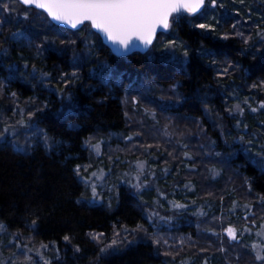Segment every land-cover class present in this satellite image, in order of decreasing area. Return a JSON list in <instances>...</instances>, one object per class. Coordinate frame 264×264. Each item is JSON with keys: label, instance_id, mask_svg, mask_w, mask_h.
I'll use <instances>...</instances> for the list:
<instances>
[{"label": "trees", "instance_id": "1", "mask_svg": "<svg viewBox=\"0 0 264 264\" xmlns=\"http://www.w3.org/2000/svg\"><path fill=\"white\" fill-rule=\"evenodd\" d=\"M8 2L18 11L14 19L0 7V45L8 50L7 56H0L4 84L0 114L11 124L8 117L24 108V119L34 113L31 122L48 137V146L22 138L27 142L24 149L0 142V223L8 234L19 232L20 241L35 249L50 245L45 253L52 264H260L251 244L231 241L223 232L228 226L264 232V108L259 107L264 102V40L256 35L264 32V0H217L215 8L207 0L200 14L170 19L167 33L159 34L145 54L127 58L112 55L90 25L57 35L44 13L17 0H0ZM201 23L215 31L195 26ZM17 31L27 39L13 40L11 33ZM237 31L249 38V44L235 35ZM225 34L226 40L221 38ZM86 38L96 44L90 55L81 42ZM69 39L77 40L74 48L58 51L61 41ZM170 40L188 48L186 62H181L182 47L176 52L179 61L165 50ZM36 45H41L39 51ZM74 52L81 57L77 63ZM103 64L107 67L101 70ZM10 65L18 70L10 71ZM229 66V74L217 75ZM74 71L78 78L62 98L61 75ZM41 72L48 76L41 78ZM237 104L242 115L230 111ZM145 112L155 114L158 123L146 118ZM89 138L93 144L102 141L100 156L107 168L113 165V179H119L124 160L137 164L158 157L152 172L156 185L167 192L171 209H180L173 204L191 208L187 201L193 198L197 206L237 209L238 217L214 212L210 215L214 223L187 215L186 222L193 220L190 224L154 233L158 229L145 225L147 203L157 197L154 190L141 197L113 183L116 192L109 204L106 196L92 200L91 187L86 188L80 178L83 168L94 163V150L84 143ZM77 164L80 177L74 171ZM184 189L189 198L182 196ZM138 226L146 231H138ZM90 234L102 235L97 241ZM66 235L71 242L64 241ZM171 236L175 240L170 244L153 243L156 237L171 240ZM114 239L119 247L100 254L99 249Z\"/></svg>", "mask_w": 264, "mask_h": 264}, {"label": "snow or ice", "instance_id": "2", "mask_svg": "<svg viewBox=\"0 0 264 264\" xmlns=\"http://www.w3.org/2000/svg\"><path fill=\"white\" fill-rule=\"evenodd\" d=\"M18 2L24 6H34L36 9L43 10L44 13L47 14V17L50 19L51 29L57 34L64 33L67 29H75L77 31H81V26L90 25L92 29H95L96 33L100 34L103 39L114 46V50L118 52V54H123L131 50L132 48L138 47L142 45L144 49H148L153 42L157 29H164L167 30L170 28V17H173V14L180 13L181 11L188 13L189 15H193L203 8L205 4V0H18ZM242 2V0H241ZM217 6V0H212V7ZM0 7L3 8L5 12H12L15 11L14 8L10 7L8 4H0ZM223 7V5H221ZM24 19H28V12H24ZM3 21H0L2 24ZM64 26V27H60ZM197 28L202 29L204 31H215L212 25L207 23H201L195 25ZM235 28V25H233ZM75 34V33H74ZM237 37L243 39L244 44H249V38L244 37L243 32L237 31L235 33ZM256 35L261 39L264 40V32L258 31ZM11 38L13 40H20V39H27L24 34L20 31L11 33ZM222 39H228V34H225L221 37ZM48 37H45V42H47ZM87 47L89 55L95 49L96 44L93 40L90 39H83L81 40ZM31 43V41H29ZM54 43V41H53ZM77 44V40L69 39L67 41L62 40L61 45L63 46L58 51H64L69 46H74ZM178 47H182L181 55L185 58L184 61L186 62L187 57L189 56V50L186 46L178 45L175 40L168 41L164 48L172 53V59L174 61H179V57L176 55ZM37 50L39 51L41 45H36ZM8 50L4 48L3 45H0V56H7ZM81 57L75 55L73 56L74 63L79 62ZM27 67V65H25ZM101 70L106 68L107 65L103 64L100 66ZM231 66L224 68L221 72H218L217 75L219 77H223L230 72ZM15 65H10V71H16ZM36 73V68L33 66L32 74L33 76ZM48 76V73L41 72L40 77L45 78ZM78 78L77 72H72L70 76L67 74L61 75V81L64 84V88L60 89V95L63 98V93L65 88L69 86L70 83H75V80ZM107 82V81H106ZM264 84V82H262ZM4 88L3 82H0V90ZM15 97V93L11 94ZM69 101L71 100V95L66 97ZM179 99V97H177ZM126 102V101H125ZM134 104L136 103L135 98L132 101ZM247 103V101H245ZM46 107V105H45ZM260 108H264V102H261L259 105ZM41 109H37L40 111ZM15 111V109L13 110ZM207 111V109H206ZM230 111H238L241 115L243 114V109L240 107L239 104L235 105L234 109ZM251 111H257L256 108H252ZM21 115H23V109H20ZM34 113H28V119L31 120ZM127 115V114H126ZM239 123L237 122V126L239 127ZM30 127L29 124L25 122L22 118L17 121L16 124H8L7 122L4 123L3 128H0V141L8 142V137L12 136L13 140L11 141L13 145H16L15 138L18 135V130L23 128ZM245 127H247L245 125ZM126 139L131 140L132 137H126ZM240 141H244V137H240ZM45 145L48 146V137L45 135L44 138ZM85 145L91 149H93L97 155L100 154V145L102 141H97L95 144L92 143V138L86 140ZM251 145V141L247 142ZM246 151L248 149H245ZM262 151H264V146H262ZM187 155V153H185ZM189 159L191 157L189 156ZM87 171V169H84ZM76 175L80 177L81 173V165L77 164L74 169ZM213 174L215 173V170ZM137 176L135 179L137 181L140 180L141 176L144 174V162L139 161L137 163ZM97 180L103 178V172L101 171L98 175L96 172H93L90 177H80L82 182L85 184L86 187L90 186L92 191V200H96L99 196L97 192V185L93 181L92 178ZM133 187L139 190L142 185L135 184ZM264 199V198H262ZM234 202V207H235ZM175 208H184L182 204H173ZM245 208L251 209V205H245ZM203 214V213H201ZM159 214L155 211L149 213L148 219L151 221L153 216H158ZM163 219V217H161ZM247 219V217H246ZM36 221H32V227H35ZM264 227V226H262ZM138 231H146L142 228V226H138ZM6 231V226L3 223H0V232ZM244 231H248L247 228ZM225 232L228 238L232 241L237 239V229L229 226L225 229ZM215 234V233H214ZM258 235H262L264 233H257ZM93 240L99 241V237L102 234H90ZM119 235V234H117ZM64 241L71 242V238L69 236L63 237ZM159 237L153 239L154 244L160 243ZM21 234L19 232L14 234V239L9 240L8 244L12 245L15 244V248L20 250L21 254L24 257L23 264H40V261H43V264H52L50 259H46L43 251H47L50 245L41 244L39 249L35 250L36 256L39 257V260L34 261L33 257L29 255L33 252V249L28 247L26 244H22L20 242ZM167 241H165V244ZM117 244V241L114 239L111 244L101 247L99 249L100 254L108 253L110 248H113ZM51 247H55V245H51ZM257 245L253 244V250L257 249ZM76 252H80L81 249L76 247L74 249ZM221 252L225 251L222 247L219 249ZM169 253H165L168 255ZM57 258H58V250H57ZM8 264H17V252L13 251L9 254ZM99 259V256L97 257ZM255 259L260 262V264H264V254L262 251H256ZM0 264H5L4 260H0ZM207 264V262H206Z\"/></svg>", "mask_w": 264, "mask_h": 264}, {"label": "rangeland", "instance_id": "3", "mask_svg": "<svg viewBox=\"0 0 264 264\" xmlns=\"http://www.w3.org/2000/svg\"><path fill=\"white\" fill-rule=\"evenodd\" d=\"M8 5L15 9V11L7 12L10 14H13V16H14L13 18L15 19L16 14L14 12H17L18 9L15 5H11L10 2H8ZM181 16L182 15H180V14L173 15V17H171V20H175V21L179 20L181 18ZM0 26H1V24H0ZM22 109H23V115H21L20 110H17L14 112L13 116L8 117L9 121H11V124H16L17 121H19L20 119H22V118L24 119V111L26 109H24V108H22ZM17 115H19V116H17ZM143 115H145L146 118L150 119V121L158 123V117L155 114L145 112V113H143ZM24 120L27 124L30 125V127L18 130V135L15 138L16 148L24 149L25 146H27V144H26L27 142L26 143L21 142L22 138H23V140H26V141H28V140L32 141V139H36V140H39L40 142H42L44 144L45 143L44 142V134L40 132L37 124H34L33 122H31V120H29L27 118H25ZM5 122H6V119L3 118L2 114H0V126H1L0 128H3ZM235 128L237 130L238 126L236 125ZM22 135H23V137H22ZM129 136H131L132 139L131 140L127 139V140L133 142L134 137L132 135H127V137H129ZM112 138L119 139L120 137L118 135L117 136L114 135ZM12 140H13V137L9 136L8 137V143L13 144L11 142ZM0 142H3V141H0ZM100 154H101V152H100ZM100 154L97 155L96 152L94 151V154H93L94 155V157H93L94 163L85 167L87 169V171H85L84 170L85 168H83L82 177H90L93 172H96L98 175L100 174L101 171L103 172V178L102 179L97 180L94 177L92 179L97 185V192L99 193V197L103 198V196H106V198H107L106 203L107 204H109V201H111L112 198H114V195L111 193L116 192V191H114V188H112L113 183H117V185H116L117 187L119 185L123 184L126 188H128L131 191L132 194L137 195V196H141V197H142V194H147V193H150V191L154 190L157 197L151 201L152 204L147 203V205L149 206L148 207V209H149L148 213L155 211L159 215L153 216L151 221H150L148 219V215H149L148 214L146 216L147 221L145 224V225H147L146 227L158 229V230H155L154 233H159V230H162V229H167V230H170L171 228L177 229L178 227H180L184 223L190 224L193 220L192 221L190 220V222L189 221L186 222V216L187 215L192 216V218H194V219L200 220V222H205V220L210 219L214 223H215V221H214L215 217L210 216L212 214H215L214 212H216V213L218 212V214H220V215L226 214L230 217H233V218L235 217V219L238 217L237 209H228L227 211H225L224 206H220L219 208L214 209V206L209 204V203L203 204L201 206H197L196 203L194 204L193 198L192 199L190 198L191 201H189V200L187 201L190 204H192V205H190L191 208L190 207L185 208V206H184V208H180V209H171L170 208L171 206L169 207L170 200L167 199V197H168L167 192L163 191V189L161 187H158L156 185V182L158 179L156 178V173L152 172L156 168V165H154L152 162H155V160L158 161V157L151 156V158L150 157L147 158V161L142 160V162H144V167H145V163H147L148 167H146V169H144V174L141 176L139 181H137L135 179V177L138 174L137 173V164H134V162H132L131 160H128V159L124 160V162L121 163L124 166L123 170H121V175H120L118 180H115V179H113L114 175H115V169H114L113 165L112 166L108 165V168H107V165H106L103 157L100 156ZM138 183L140 185H142V187L139 190H137V188L133 187V185L138 184ZM163 184H165V183H163ZM163 187H166V185H164ZM86 188L90 189V186H88ZM187 192H189L188 189H184V191L181 193L182 196L189 198L188 197L189 195H186V194H185L186 196L184 195V193H187ZM158 195L166 197V199L160 200ZM186 206H189V204ZM201 213H203V214H201ZM246 216L247 215H244L243 218H245ZM161 217H163V219H161ZM232 227H234V226H232ZM141 232H145V231H141ZM223 233L227 236L225 231ZM171 237H170L171 240H169V239L168 240L160 239V240H162L164 243H165V241H167L166 244H170V242L175 240V238L173 236H171ZM12 239H14V236H10L7 231L0 232V260H4L5 264H8L7 258L9 257V254L13 251H16L17 252V264H23L24 257L21 254L20 250H17L15 248L14 243L12 245L8 244V241L12 240ZM123 240H126V238H124ZM241 240H244L251 245L256 244L258 247L256 250H254L255 253H256V251H262V254H264V234L259 236L258 234L252 233V231L247 232V231H244L243 229H240V230H237V239L235 241L238 242ZM137 241H138V239H136V242ZM20 242L22 244H26V243H23L22 241H20ZM117 242H119V240H117ZM136 242H134V243H136ZM134 243L129 242L128 245L134 244ZM177 243H178V241H177ZM120 244L121 243L119 242L115 246L119 247ZM183 244H186L184 239L182 241V245ZM26 245L33 249V252L29 254L33 257V260L34 261L39 260V257L36 256V253H35L36 249L33 248L32 246H30L29 244H26ZM178 245H179V243H178ZM112 249L115 250L114 247ZM41 251H43V254H44L46 259H50L46 255L44 250H41ZM109 251H110V249H109ZM40 264H43V261H40Z\"/></svg>", "mask_w": 264, "mask_h": 264}, {"label": "water", "instance_id": "4", "mask_svg": "<svg viewBox=\"0 0 264 264\" xmlns=\"http://www.w3.org/2000/svg\"><path fill=\"white\" fill-rule=\"evenodd\" d=\"M17 1H18V0H17ZM206 2H207V0H205V4H204L203 8H201L200 11H198L197 13H195V14H193V15H198V14H200V13L204 10L205 5H206ZM19 4H20V3H19ZM21 5H22V4H21ZM22 6H24V5H22ZM24 7H26V6H24ZM26 8H33V9L39 11V12L44 13L43 10H41V9H36L34 6H27ZM44 14L47 16L46 13H44ZM176 14H186V15H189L188 13L183 12V11H181L180 13H175V14H173V15H176ZM48 19H49V18H48ZM170 19H171V17H170ZM49 20H50V19H49ZM52 23H53V22H52ZM60 27H64V26H60ZM82 27H83V26H81V28H82ZM90 27H91V26H90ZM67 30H70V31H77V30H75V29H67ZM91 30H92L95 34L98 35V37L100 38V40H101V42L103 43V45H104L105 47H107V48L110 50V52L112 53V55H114V56H116V57H119V58H127V57H129V56H131L132 54H135V53H138V54H145V53H146V52L152 47V45H153V43L155 42L157 36H158L159 34H165V33H167V31H168V29H167V30H164V29H159V28H158L157 31H156L155 37H154V39H153L152 45H151L148 49H144L142 45H139L138 47L132 48L131 50H129V51L126 52V53L118 54V52H117L116 50H114V46H113V45H111L110 43L106 42V41L103 39V37L100 36V34L96 33L95 29H92V28H91Z\"/></svg>", "mask_w": 264, "mask_h": 264}]
</instances>
